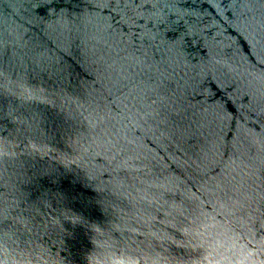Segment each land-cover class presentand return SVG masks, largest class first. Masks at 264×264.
Listing matches in <instances>:
<instances>
[{
	"label": "water",
	"instance_id": "1",
	"mask_svg": "<svg viewBox=\"0 0 264 264\" xmlns=\"http://www.w3.org/2000/svg\"><path fill=\"white\" fill-rule=\"evenodd\" d=\"M0 264H264V0H0Z\"/></svg>",
	"mask_w": 264,
	"mask_h": 264
}]
</instances>
